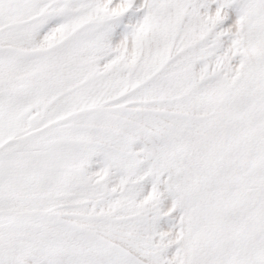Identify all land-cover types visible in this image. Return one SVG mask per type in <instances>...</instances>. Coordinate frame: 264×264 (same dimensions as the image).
Wrapping results in <instances>:
<instances>
[{"label": "snow or ice", "instance_id": "snow-or-ice-1", "mask_svg": "<svg viewBox=\"0 0 264 264\" xmlns=\"http://www.w3.org/2000/svg\"><path fill=\"white\" fill-rule=\"evenodd\" d=\"M0 264H264V0H0Z\"/></svg>", "mask_w": 264, "mask_h": 264}]
</instances>
